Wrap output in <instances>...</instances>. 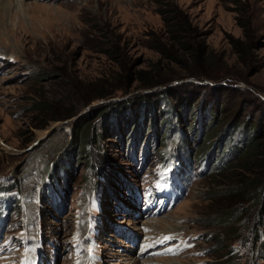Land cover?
Returning a JSON list of instances; mask_svg holds the SVG:
<instances>
[{
    "label": "rangeland",
    "instance_id": "rangeland-1",
    "mask_svg": "<svg viewBox=\"0 0 264 264\" xmlns=\"http://www.w3.org/2000/svg\"><path fill=\"white\" fill-rule=\"evenodd\" d=\"M20 1L19 5L13 3L9 10H0L5 11L4 21L10 29V32H0V51L10 58L9 61L3 59L5 62L0 64V184L13 189L9 190L13 193L8 197L10 211L3 202L5 196L0 194V210L4 214L0 216V246L6 239L1 234L12 235L29 216L39 218L46 238L54 236L58 242H63L71 232V217L81 206L85 190L90 185L95 186L94 180L98 178L97 170L87 164L86 157L82 154H78V158L70 156L69 140L71 131L80 124L78 120L93 119L91 111L97 106L124 104L123 112L128 117L139 109L140 127L132 131L130 138L140 135L150 139L155 135L159 142L167 135L165 145L168 146L173 133H182L185 152H181L190 158L211 151L213 146V151L219 154L226 151L229 146L226 134L231 131L228 129L233 122L247 121L251 126L259 124L264 128V0ZM162 12L172 20L173 29L184 30L187 38L190 37L192 51L201 54L200 61L184 58L182 65L187 64L196 72L223 76L220 81L180 76L166 85L138 87L135 80L138 72H143L145 77L152 76L155 67L162 65L160 47L164 46L170 57L179 58L177 47L165 40ZM167 58L159 72H165L166 62L171 60ZM168 66L173 71L179 68L173 63ZM92 82H97L98 87L101 84V89H111L114 84L121 89L113 91L110 97L98 98L101 89L91 91ZM165 91L172 95L165 97ZM142 95L156 100L149 119L147 115L143 118L140 110ZM166 99L179 109V121L169 116L167 106L170 104ZM37 100L51 102L52 109L34 110ZM131 102L136 105L130 106ZM187 106H191L190 111ZM71 108L76 114L68 118L65 114ZM210 112L215 121L207 127L202 119H211ZM51 115H60L61 119L52 121ZM108 120L112 122L113 119L109 117ZM103 125V117H97L95 132H101ZM241 128L233 131L232 143H240ZM125 134L126 131L121 146L119 139L98 138L91 150L104 152L109 157L106 161L116 163V167L110 169L123 173L116 176L108 171L107 182H102L103 193L109 197L110 189L113 192L111 203L105 200L103 209H108L106 215L112 222L131 228L126 214L129 212L117 204L116 195L124 194L125 180L141 187L145 174L140 164L132 160V155L139 150L125 156L127 146L124 144L128 143ZM178 138L176 136L175 141ZM141 160V156L137 157L138 162L142 163ZM101 162L95 163L103 168ZM153 163L157 161L153 159ZM228 163V160L216 162L205 173L197 175H194V168L186 195L177 201L171 212L155 219L157 225L161 222L162 227L155 228L160 232L200 233L198 248L192 251L196 256L206 251L204 255L199 258L194 254L165 257L159 261L188 264L203 259L209 264L216 260L227 264L223 263L225 257L217 259L209 251L216 245L215 236L226 235V226L211 224L208 218L216 217L221 204L228 199L224 195L228 186L220 184L216 177V172L226 170ZM45 174L49 187L55 182V191L64 194L62 214H57L53 200L47 203V197L42 196ZM60 181L66 182L63 188H60ZM259 208L258 203L251 202L240 216L239 234L229 240L230 252L237 256L229 264H264L259 253L261 245L257 243L256 248L250 249L255 243L252 238L255 220L252 218L255 214L261 216ZM248 218L250 226L245 224ZM259 229L264 233L262 225ZM105 230L112 231V226L108 225ZM112 234L109 233L110 239L100 241L105 258L110 264H131L126 243ZM18 255L17 251L11 253L12 263Z\"/></svg>",
    "mask_w": 264,
    "mask_h": 264
},
{
    "label": "trees",
    "instance_id": "trees-1",
    "mask_svg": "<svg viewBox=\"0 0 264 264\" xmlns=\"http://www.w3.org/2000/svg\"><path fill=\"white\" fill-rule=\"evenodd\" d=\"M162 19H163V25L165 27V40L168 43H173L177 47V51H180L179 58L178 57H170L169 54L166 53L164 46H161L159 48V53H161L162 56V65H164V58L169 57L167 59H171L166 62L165 65V72H159L162 65L155 67L156 71L153 72V75H148L147 77L144 76L143 72H138V76L135 78L136 81H138V87L139 88H152L155 86L160 85H166L168 82L175 78H179L180 76H190V77H208L216 81H220L223 76L213 75L210 73H200L196 72L193 69H191L189 66L182 65L183 59L188 58L191 60L200 61L201 54L198 53V55L192 51L193 50V43L192 40L187 38L186 34L184 33V30H177L173 29L171 25V21L168 17L163 13ZM174 18H177V15L174 16ZM188 27V26H187ZM186 27V28H187ZM192 43V44H191ZM200 48V47H199ZM176 49V48H175ZM203 51V48H202ZM173 63L174 65H178L179 68L175 69L174 71L169 68L168 64ZM163 68V69H164ZM191 69V70H190ZM99 81V79H98ZM97 82H92L91 86L93 88H90L91 91H94L95 89H101L103 88L100 85V87L96 86ZM115 86L111 89H101V93L98 94V98H104V97H110V95L113 93V91L120 90L121 88L117 86V84H114ZM89 87V85H88ZM96 87V88H95ZM166 95L165 97H170L169 92L165 91ZM95 99V98H94ZM92 99V100H94ZM142 101V114L143 118L145 115H149V113H153L154 109L151 107L156 104V100L149 99V95H142L141 97ZM170 106H167L170 110L169 116L173 115L176 119V121H179L181 119V115L179 109L176 110L175 105L169 101V99H166ZM44 101V100H43ZM90 101V100H89ZM134 102H131L129 104L130 106H135L133 104ZM50 106H53L51 102H42L41 100H37L35 102V107L33 109H37L38 112H46L51 110ZM110 108V114L107 115L108 108ZM110 106H97L92 109L91 115L94 116L96 119L97 117H103L104 125L101 132H95L94 128V118L87 120H82V122L75 126V128L71 131V137L69 140L70 143V156L77 157L78 154H82V157H86L88 162L87 164L90 167H93L94 170H97V175L100 176H108L109 172L112 171L113 174H119V171L111 170L110 167H116V163L112 164V161H106L108 159V155H106L104 152L99 153H93L91 150L92 144L95 143V141L98 138L102 139H119L120 140V146L123 145L122 135L126 131V140L127 142L129 140H133L135 137H131L132 131L134 129H138L140 127V124H138V118L140 116H137V113L139 112V109L136 110V112L131 116L128 117L127 115H124V104H122L120 107L117 103H114ZM129 106V107H130ZM183 107V105H180ZM105 107V108H104ZM191 106H187V110H191ZM160 107L158 106V110ZM153 110V111H152ZM212 114H209L208 116L212 115L211 119H206L204 117L202 119V122L206 123L207 127H210L214 124L215 116L213 112H210ZM76 114L75 110L71 108V110H68L65 114L66 117L71 118ZM64 117V116H63ZM111 117L113 120L110 122L108 118ZM67 118V119H68ZM50 120L55 121L57 119H61L60 115H51ZM119 119V122L117 120ZM149 119V117H148ZM122 120V123L120 121ZM133 121H136L133 122ZM247 121L241 122L236 121L233 122L230 125V128L228 130H236L239 127L241 128V134L242 138L239 145H236L231 150V159L229 163L226 165V170L222 169L216 172V177L219 178L220 184H225L228 186V189L226 190L227 193L224 195H227L228 199L226 202H223L220 206V211L218 209V215L214 218H208L209 223L211 224H218L222 223L226 226L225 232L226 235L224 237H214V243H216L215 247L211 248L210 253L215 254V256L225 257L223 263L229 264V261H234L235 257L237 255H234V253L230 252V241L234 237H236L239 234V226L241 224L239 220L240 216L243 215L247 208L249 207L250 203H258L259 205V211H261V216H258V214L253 215V220L255 222L253 224V236L254 239V246H252L250 249H254L257 247V243L260 248V258L264 260V233H262L259 229V226L262 225L264 227V128L261 127L262 125L255 124L254 126H251V124H247ZM115 125V126H114ZM123 125V127H122ZM134 127V128H133ZM149 128V127H148ZM148 128H146L148 130ZM139 132V131H138ZM140 136V135H139ZM154 136V135H153ZM93 157H96L97 159L94 160ZM78 158V157H77ZM98 160H101V164L104 165L103 168H100L97 163ZM95 163V164H94ZM100 163V162H99ZM112 164V165H111ZM94 165V166H93ZM101 166V165H100ZM225 166V167H226ZM100 168V169H99ZM61 182V181H60ZM59 182V183H60ZM63 182V181H62ZM64 183V182H63ZM57 184V183H56ZM219 185V184H218ZM1 188V186H0ZM245 209H244V207ZM235 208V210H233ZM244 209V210H243ZM220 212V213H219ZM251 219H247L245 224L249 225ZM250 226V225H249ZM212 239V238H209ZM256 250V249H255ZM220 261V260H219ZM216 260L214 263L210 262L212 264H215L216 262H219ZM219 262L218 264H220ZM207 264L209 262L207 261ZM222 264V263H221Z\"/></svg>",
    "mask_w": 264,
    "mask_h": 264
},
{
    "label": "bare ground",
    "instance_id": "bare-ground-1",
    "mask_svg": "<svg viewBox=\"0 0 264 264\" xmlns=\"http://www.w3.org/2000/svg\"><path fill=\"white\" fill-rule=\"evenodd\" d=\"M15 1V2H14ZM19 2H21L20 0H0V10H9V8H11L12 4H16L19 5ZM5 4V5H2ZM13 4V5H14ZM16 6V5H15ZM5 11H0V32H10V29L7 27L6 28V23L4 21L5 17L7 16L5 13ZM13 31V30H12ZM62 184H60V188H63V186L65 185V183L61 182ZM54 184L56 185V183L54 182ZM62 185V186H61Z\"/></svg>",
    "mask_w": 264,
    "mask_h": 264
}]
</instances>
